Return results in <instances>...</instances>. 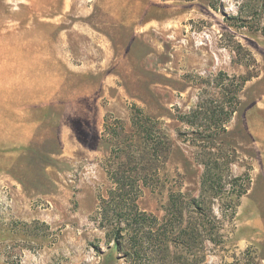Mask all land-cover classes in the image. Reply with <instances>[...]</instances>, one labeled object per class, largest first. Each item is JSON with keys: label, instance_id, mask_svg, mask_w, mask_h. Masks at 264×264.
Returning a JSON list of instances; mask_svg holds the SVG:
<instances>
[{"label": "rangeland", "instance_id": "374dc122", "mask_svg": "<svg viewBox=\"0 0 264 264\" xmlns=\"http://www.w3.org/2000/svg\"><path fill=\"white\" fill-rule=\"evenodd\" d=\"M210 1L0 0V264H264V0H250L258 23L245 0ZM219 72L247 80L212 137ZM132 104L168 142L137 191L152 221L138 243L96 217L111 187L104 118L144 145ZM198 105L196 125L178 117ZM206 164L216 195L201 194Z\"/></svg>", "mask_w": 264, "mask_h": 264}, {"label": "trees", "instance_id": "16d2710c", "mask_svg": "<svg viewBox=\"0 0 264 264\" xmlns=\"http://www.w3.org/2000/svg\"><path fill=\"white\" fill-rule=\"evenodd\" d=\"M212 7H216L215 0L210 1ZM259 2L245 0L240 5V13L243 11L255 18L250 13L257 10ZM241 18V16L236 17ZM258 23V21H257ZM247 25V24H243ZM264 29V26H261ZM220 82L221 97L223 98L222 105H218L216 111H211L213 119L210 125L203 126L202 131L207 132L209 136H216L225 129V124L231 118V115L236 110L238 104V91L242 88L247 78L245 76H230L225 72H219L217 76ZM131 123L136 131L142 133L144 137V145H138L135 142H126V134L124 126L119 118L106 116L103 123V136L112 142V153L107 158L106 173L111 182V187L108 190V196L101 198L100 204L96 211V217L99 226L110 229L107 233L117 232L116 235L122 237L120 231H124L128 235L129 240L138 243L139 228L144 223H152L150 218L144 211H140L136 204L137 191L140 184L146 183L147 175L158 169V165L154 164V152H160L156 158L162 157L165 153L168 142L159 121L154 117L147 115L143 110L132 104ZM203 107L198 105L197 108L188 113L180 114L178 117L186 123L196 125V119L202 113ZM216 115V116H215ZM212 117V116H211ZM146 153L148 158H146ZM162 153V154H161ZM121 158H123L121 160ZM145 159V160H144ZM248 179V176L245 177ZM244 179L241 176H235L232 179L233 183ZM244 185V184H243ZM221 188V175L215 170V167L205 165L202 180L201 194L211 193L216 195ZM246 191V187L242 186L238 190L236 197L239 198ZM180 193H170L169 207L174 210V214H182L183 202L181 201ZM203 201L191 198L187 204L199 207ZM203 205L210 209V206L205 202ZM210 217V233L214 227L215 216L211 213ZM139 226V227H138ZM145 232L143 231L142 234ZM141 234V235H142ZM213 239V238H212Z\"/></svg>", "mask_w": 264, "mask_h": 264}]
</instances>
